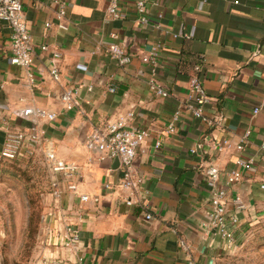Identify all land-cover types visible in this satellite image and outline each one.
I'll return each instance as SVG.
<instances>
[{"label": "crops", "instance_id": "0c3cea01", "mask_svg": "<svg viewBox=\"0 0 264 264\" xmlns=\"http://www.w3.org/2000/svg\"><path fill=\"white\" fill-rule=\"evenodd\" d=\"M57 1L65 4L64 30L54 0L23 5L35 53L28 69L10 63V29L0 21V153L8 136L26 134L33 124L19 112L42 108L56 119L37 121L41 148L76 168L75 191L60 175L51 178L59 193L51 188L45 195L40 251L32 264H217L264 215V107L253 114L264 90V0H153L145 24L137 21L135 0H120L117 18L106 13L109 0ZM111 43L126 49L129 66L118 67L108 57ZM153 47L157 66L142 64ZM199 61L209 99L205 110L219 122L212 128L186 108L189 77ZM52 66L58 81L50 76ZM152 78L167 97L150 91ZM71 88L78 92L66 111L60 97ZM128 113L129 125L149 133L133 163L140 182L130 207L116 187L119 163L101 161L85 146L92 130ZM246 132L242 152L215 150L216 140L228 139L234 147ZM238 158L253 159L254 170L242 171V180L227 191L245 204L231 245L203 227L211 197L203 173L216 166V187L224 189ZM66 227L77 232L69 245Z\"/></svg>", "mask_w": 264, "mask_h": 264}, {"label": "built area", "instance_id": "2783aa9c", "mask_svg": "<svg viewBox=\"0 0 264 264\" xmlns=\"http://www.w3.org/2000/svg\"><path fill=\"white\" fill-rule=\"evenodd\" d=\"M30 1L31 0H0V21L5 22L10 29V63L27 69L33 64L35 58L31 35L23 16V5L25 2ZM54 2L59 5V9L56 13V18L59 21L58 27L64 30L66 27L61 21L65 17V4L58 3L57 0H54ZM152 4L153 0H135L134 7L138 23L145 24L147 22L148 9ZM119 5L120 0H109L106 13L110 18H117L119 16ZM45 27L49 28L50 24L47 23ZM40 50L46 51L47 46H41ZM156 52L157 47H153L149 53L143 55L141 57L142 64L156 67ZM107 54L108 57L121 68L129 66L132 62L129 53L118 43H111L107 47ZM58 57V54H53V59H58ZM202 64L203 63L199 61V63L194 65L193 75L189 77L186 108L192 117L212 128L218 126L219 122L216 116L208 114L205 110L209 99L201 80L203 72ZM138 75H142V72L139 71ZM50 76L53 81L59 80V74L55 66L51 67ZM148 84L150 91L156 96L163 98L167 97V93L153 78L149 80ZM110 91L112 92L113 89H110ZM77 92L78 88H71L62 93L60 100L66 111H71L73 109ZM263 107L264 90L262 92L261 103L253 109V114H258ZM19 115L24 118H34L33 124L26 134L19 133L8 136L7 144L0 153V157L12 158L14 153L25 147L31 145L41 146V141L37 132V121L43 119L52 122L56 119L55 113L42 108H26L20 111ZM132 117L133 114L128 113L125 116L118 117L114 121L108 122L101 130H92L85 142V146L88 149L94 150L99 154V160L113 161L116 158L118 159L122 176L116 187L126 194L124 203L128 207L136 204L134 197L140 182V179L135 175L133 163L142 143L149 136L146 130L129 125ZM178 117L179 114L177 112L173 120L178 119ZM167 133H174L172 124L167 127ZM248 136L249 132H246L243 137L244 140L234 147H232L228 139H218L214 142V148L217 152H223L232 148L237 152H242L244 149V142ZM159 148L160 143H155L154 149L158 150ZM261 149L264 150V141L261 143ZM44 153L52 173L60 175L67 180L68 189L75 191L76 185L71 181V178L76 168L71 164L56 161L52 150H44ZM192 153H195V150H192ZM235 163L238 169L232 170L225 175L224 189L216 187L219 181V170L216 166H208L203 173L206 181L211 186V197L209 200L210 209L206 214V221L203 223V227L213 231L226 243L231 245L235 243V229L239 226L238 214L245 210V204L239 197L230 199L227 191L242 180V171L254 170L253 159L243 160L238 158ZM51 188L53 189V195L57 196L59 192L56 185L51 184ZM104 188L107 190L113 187L106 184ZM80 199L86 200V197L80 196ZM228 203H231L230 205L233 206V209L229 208ZM146 219L150 220L151 216L147 214ZM76 239L77 232L70 227H66V244L69 245L76 241ZM187 264L198 263L189 261Z\"/></svg>", "mask_w": 264, "mask_h": 264}, {"label": "rangeland", "instance_id": "374dc122", "mask_svg": "<svg viewBox=\"0 0 264 264\" xmlns=\"http://www.w3.org/2000/svg\"><path fill=\"white\" fill-rule=\"evenodd\" d=\"M28 147L12 158L0 157L1 264H32L40 251L44 198L53 173L41 146ZM217 264H264V215Z\"/></svg>", "mask_w": 264, "mask_h": 264}, {"label": "water", "instance_id": "95a60500", "mask_svg": "<svg viewBox=\"0 0 264 264\" xmlns=\"http://www.w3.org/2000/svg\"><path fill=\"white\" fill-rule=\"evenodd\" d=\"M114 163H119V161H118V159H117V158L114 160Z\"/></svg>", "mask_w": 264, "mask_h": 264}, {"label": "trees", "instance_id": "16d2710c", "mask_svg": "<svg viewBox=\"0 0 264 264\" xmlns=\"http://www.w3.org/2000/svg\"><path fill=\"white\" fill-rule=\"evenodd\" d=\"M51 189V188H50Z\"/></svg>", "mask_w": 264, "mask_h": 264}]
</instances>
